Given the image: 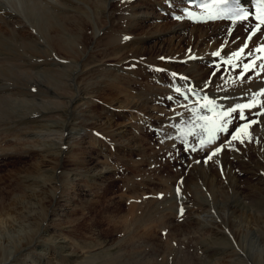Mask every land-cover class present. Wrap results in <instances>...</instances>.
Instances as JSON below:
<instances>
[{
  "label": "bare ground",
  "instance_id": "6f19581e",
  "mask_svg": "<svg viewBox=\"0 0 264 264\" xmlns=\"http://www.w3.org/2000/svg\"><path fill=\"white\" fill-rule=\"evenodd\" d=\"M185 3L186 0H0V136H2V133L8 135V132H13V138L16 141H20V143L23 142L25 147L28 148L26 151H35L41 157L38 167L35 169L39 171V175H42V180H46V173L49 174L56 167L64 168L62 166L63 163L51 167V160H49L51 159V155L55 156L56 154L57 157L64 159L65 153H71L72 155L76 152L77 148L80 150L81 146L85 144L90 145V143H95L94 145L92 144L93 147L103 148L106 147L105 144L111 140V137L112 139L115 138L117 143L122 142L123 133L129 131L128 124L125 123L124 126L118 128L116 126L118 124L112 118L104 119L100 115L95 116L88 106L94 101L93 98L101 96L100 92L106 91L107 89L111 91L109 93L112 94V97L115 96L116 101L130 105V102H126L128 100L126 96H130L131 91L122 89L120 85L123 81L129 82L128 71L125 70L124 64L127 63L126 61L131 56L128 57L126 54L135 49L140 50V54L146 56V58L142 59L150 62L148 63L149 65H144L147 70L144 73L147 76L153 73L156 74L161 82V85H158L159 89L157 91L159 93V100L163 104L168 102L166 99L170 100L169 97L175 100L174 105L171 103V110L161 109L164 114H155L152 118L158 116L156 120L148 118V122L158 128L161 136L165 140L170 139L171 135H178V138H175V142L179 141V139L183 140L189 137L187 142L190 147L197 150L198 153H202L203 151V153H206L203 156L205 158H200V156L197 157L196 155L192 157L193 161L196 159L197 161L189 169L190 171L185 177V180L181 181L186 192H184L185 194L188 193V187L193 192L195 191V194L197 192V196L199 197L196 200L197 202L188 203L187 195L183 194L178 196L175 193L174 187H169V195L165 200L167 205H174L173 210L175 211V218H178V221L181 218L178 211L182 208L185 211V220L188 221L189 225L194 227L193 223L198 224L197 226H199L200 230L196 229L195 236H197V233H201V235L199 239L197 238L199 248H195L194 254L202 262L207 264H264V114L257 115V112L264 113V95L255 97L260 103H257L254 108L244 110L245 114L255 112L256 116L259 117L257 123L251 124L246 130L242 129L241 131V135L247 134V146L241 147L238 141H232L231 145L225 143L229 140V134L233 130L231 126L235 120L234 116L233 122L228 124L227 132H216L214 142L211 145H205L204 147L200 145L201 139L207 138L208 134L200 127L205 122L200 120L199 117H213L210 111L201 107L205 103L204 97L208 95L207 99L215 102L216 110L222 111L230 107H235L237 104L253 101L254 94L258 93L261 88H264V71L260 72L257 69L258 72L253 74L252 69H250L247 74H244L243 78H239V80H243L241 89H238L241 90L239 94H243L244 92L245 97L240 99V102L237 101V103H234L231 99L223 98L226 92H228L227 90H219L222 82H228L229 84L235 82V76H231L234 73L222 72V75L217 77V74L212 72L213 74L211 75L209 72L212 69L205 63L210 57H214L211 60L216 59L217 57L215 58L216 55H213V53L217 51L220 53L218 57L225 58L226 60L233 59L231 54L236 52L245 42L247 31L244 33V30L251 23V20L245 23L228 21L229 29L214 26V23H223L224 21L209 20L207 19L208 14L204 11H200L198 17L185 13L183 12ZM116 8H118L125 22H115ZM176 13H180V19L173 18ZM171 15L173 20L170 19ZM95 20L96 23H94ZM142 22H151L152 24H150L156 27V30L154 29L155 36L168 34L170 37L168 45L165 44L160 47V51L156 55L149 49L150 46L145 44L153 36L147 33H138L143 27L141 25ZM202 22H206V24ZM225 30L231 34V36L226 34V40H223V43L225 42L227 44V48L222 47L223 43L220 44ZM239 35L241 42H238L236 39ZM125 37H128V39H125ZM88 40H90L89 43ZM185 40H189L190 45L193 44V47L191 46V52H187L186 54L182 51L184 46L181 45ZM261 42H264V36L248 41L250 48H252V45ZM87 43L89 44L88 47L86 46ZM102 44L105 47L108 45L116 48L115 52L112 53L115 55L112 60L111 58L93 59L95 51ZM219 46H221V50H224L220 51L218 49ZM169 54H173L172 56L175 57L176 54L180 55V59L185 58L183 60L184 65L182 66L179 62L174 63V59L167 57ZM148 55L152 57L148 58ZM253 55H258V53H253ZM137 56L138 52L134 53V56L132 55V57ZM246 56H243L240 60L235 59L234 62L232 61V64L237 65V67L241 66ZM159 57L165 58L160 64L157 62ZM61 60H65V62ZM256 62L257 65L264 64V59L257 60ZM153 64L161 65L163 71L165 70L166 72L157 71ZM93 68L96 69V72L92 71ZM150 68H153V73H151ZM242 70H240V73ZM173 73L176 75L174 76ZM185 75L191 79H185ZM252 75L255 77H252ZM165 76L170 77V80H166L164 78ZM204 78L205 81L202 82ZM149 82L151 83V81ZM151 84L154 83L152 82ZM206 84L209 85L208 88H201V86L203 87ZM154 85L156 86V84ZM194 85L203 94V97L199 101L194 99L190 91H188ZM177 88L187 92L189 95L188 100L178 99L176 95L178 93L176 91ZM140 90L142 91V89ZM150 90L147 93L141 92L139 96L135 95L138 100L137 102L132 101L135 106L137 105L139 107H145L146 104L147 116H150L157 108L151 104V101L155 99L152 97L154 93L153 86V93ZM118 94L122 95V98ZM178 94L180 95V93ZM113 107L115 108V106ZM176 107L181 108L179 111L181 113L175 111ZM179 109L177 108V110ZM193 109H196V111H193ZM53 111H56V113L52 114ZM83 112L85 116L87 115L89 117L90 121L95 122L93 119H97L98 122L95 123L99 126V130L103 131V134L108 137L103 138L100 133L91 135L87 130L83 133L81 128L84 123L82 121ZM133 135V139L138 142L140 137L136 134ZM172 139L174 142V138ZM1 141L2 139L0 140V149H2L0 156L14 152L10 149L6 150L7 148L4 147V149L1 148ZM221 145H224V149L212 160H207L209 153ZM98 158V155L92 157L90 159L91 162L87 164L88 169H86L84 175H82V172H77L78 174H74L69 179V183L75 187L77 185L79 186L85 179L96 182L100 180H98L100 177L106 178L107 174L111 170L113 171V169L106 168L104 167L105 165L102 166L103 164ZM100 164L102 165L100 166ZM235 165H238L240 170L253 176L255 182L251 184L249 189L242 187L243 179L236 172ZM213 168L224 173V181L223 179L220 181L216 173L214 175L211 174L213 173ZM198 172L202 176H209V182L207 183L213 186L212 188L209 185L210 191L209 193L207 192V196L205 194L206 199L204 198L207 201L208 208L200 201L199 183L201 180L198 181V177H195ZM29 177L30 175L26 176V179ZM79 180L81 181L78 182ZM25 182L29 183L30 181L25 180ZM202 190L205 191V189ZM31 195L33 196L34 194L27 196L26 194H18V197H14L16 199L15 204L12 203L14 204L13 206L8 205V210L4 211L8 218V221L4 222L9 223V225H5V229L13 232L17 231V226L18 230L22 229V226L19 227L18 223H21V218L23 220L29 218L26 212L28 208L25 210L24 208L27 206L22 207V204L17 201L29 199ZM40 197L44 200L43 196ZM74 197L72 194L64 195L60 199L62 201L65 200L64 203L60 202L59 199L55 200L54 204L56 206L53 213H51L52 220H60L65 215L68 207L69 210L73 209V206L70 207V203L74 201ZM19 198L23 199L18 200ZM35 202L38 203L37 201ZM57 216L58 218H56ZM0 221H2L1 215ZM44 226L42 227L43 229ZM201 228L203 230L205 229L206 233L207 231L209 232L207 237L203 236ZM23 230H19V234ZM51 231V227H46L43 230V234L48 235L53 240V244L66 257H64L66 261L74 256L77 258L79 254L74 253L72 244L70 245L66 238L59 237L58 235L56 237V234L54 235ZM40 239L41 237H39V241L38 239L36 240L38 242L33 241L32 248L37 250L41 256L44 255V260L47 263L50 262V264H53V257L51 258V253H49L50 249L45 247V243L47 242L46 238ZM1 246H7V244L1 242ZM172 246L171 249L173 248ZM137 247L139 246L137 245ZM132 248H135V245ZM171 254L174 255L171 260L172 264H199L197 260L196 262L192 261L182 252L178 253L175 251ZM134 255L135 253L132 256ZM161 255L163 256V254ZM167 255L169 256V254ZM11 257L1 259L0 264H5V261H12ZM74 261L72 260V262ZM23 262L24 264L28 263Z\"/></svg>",
  "mask_w": 264,
  "mask_h": 264
},
{
  "label": "rangeland",
  "instance_id": "374dc122",
  "mask_svg": "<svg viewBox=\"0 0 264 264\" xmlns=\"http://www.w3.org/2000/svg\"><path fill=\"white\" fill-rule=\"evenodd\" d=\"M117 10L118 8H116L115 22L118 21L125 22L123 21L121 13L119 12V10L118 11ZM170 19L173 20L172 16H170ZM94 23H96V20L94 21ZM150 23L151 22H145V23L142 22L141 23V25H143V27L141 28L142 30L140 29L141 31L139 30L138 33H143V34L147 33L153 36L152 38L148 39L147 43L145 44L150 46L149 49L154 53V55H156L160 51L159 50L160 47L164 46L165 44L168 45L170 37L168 34L167 35L162 34V36H157V35L155 36L154 33L156 27H154L153 25H151L152 23L151 24ZM202 23L206 24V22H202ZM214 26H221L223 28L229 29L228 27L229 25L226 22L214 23ZM248 28L247 27L245 28L244 33H246ZM226 34H228V36H231V34L228 33L227 30H225V32H223V36L221 38L220 44L223 43V40L224 41L226 40V36H225ZM239 37L240 35L236 39L238 42H241ZM89 41L90 40H88V43ZM88 43L86 44L87 47L89 45ZM181 45L184 46L182 48V51L185 52V54L187 52L188 53L191 52L192 50L191 46L193 47V44L190 45L189 40H185L184 43ZM222 47L227 48V44L224 42ZM253 48L254 46H252V49ZM218 49L220 51L224 50V49L221 50V46H219ZM115 50H116L115 47H111L108 45H106L105 47L102 44V46L95 51L93 55V59L98 60L102 58L103 59L111 58L112 60L115 57V55L112 54L115 52ZM137 52H138V56L132 57V55L134 56V53ZM177 54L176 57L172 56L173 54H169L167 55V57H169L170 59H174V63L179 62L183 66L184 65L183 60L185 58L180 59V55ZM126 55L128 57L131 56L129 60L126 61L127 63L124 64L125 70L129 72V73L127 72V74L129 75L128 76L129 82L123 81L120 87L129 92L131 91L130 96H126L125 94L127 93L124 94L126 97H128V100L126 102L128 103L130 102L129 103L130 105L128 104L126 105L122 102L116 101L115 96L112 97L111 96L112 94L109 93L111 91L107 89L106 90L107 92L106 91L100 92L101 96L99 97L95 96L96 98H93L94 101L88 106L89 109L92 110L93 115L95 116L100 115L102 118L104 117V119L112 118L116 122V124H118L116 125L118 126V128H120V126L121 127L124 126L125 123L128 124L129 131L123 133L122 142L117 143L115 138L112 139V137L110 136L111 140L109 139L110 141H108L105 144L106 147L103 148L101 147L99 148L97 146L93 147L92 144L94 145L95 143L92 144L90 143V145L85 144L81 146L80 150L79 148H77L76 152L72 155L71 153L69 154L65 153L64 159H62L61 157H57L56 154L55 156L51 155L50 156L51 159L49 160H51V164L53 165L50 164V166L53 167L56 164L61 165L60 163H63L62 166L64 168L56 167L54 169L56 172L53 170L52 172H50L51 174L46 173V175L48 174L47 175L48 178L45 175V179L49 181L48 183V181L42 180V175L41 174L39 175L38 174L39 171L35 169L38 167L41 157L38 154H36L35 151L32 152L26 151L28 148L25 147L24 143L23 142L20 143V141H16L13 138L14 136L13 132H8L7 133L8 135H5V133L1 134L2 136H0V140L2 139L1 142L3 143V145L1 143V148L4 147L7 148L6 150L10 149L14 151L13 153L0 156V215L2 220L0 221V238H1L0 260L12 256L11 257L12 261L10 262H6V261L4 262L2 260L5 264H13V262L14 264H24L23 261L28 262L29 264H50V262L47 263L44 260V255L41 256L40 254H38L37 250H34L32 248L34 242L39 241V237H41V239L46 238L47 242L45 243V247L50 249L49 253H51L50 254L51 258L53 257L52 258L53 264L54 263L55 264H156V263L172 264L171 260L173 259L174 255L171 253L175 251L178 253L182 252L192 261L196 262L197 260L199 264H207L205 262H202L198 258V256L194 254L195 248H199L197 238L199 239V236L201 235V233H197L196 234L197 236H195L196 229L200 230L199 226H197L198 224L193 223L194 227H191V225H189L188 221L185 220L184 209H183V213H181V211L180 212L178 211L181 218H183V219L179 218L178 221L177 220L178 218L177 219L175 218L176 215H175V211L173 210L174 205L168 204L171 207L170 208L165 202V200L169 195L168 193L170 191L169 187L171 188L174 187L175 193H177V188L179 187L180 191L179 194H177L178 196H181L186 193L185 189L181 184V181L185 180V177L188 175L190 171L189 169H191L194 162L197 161V159L193 161L192 157H195L196 155L197 157L200 156V158L201 157L205 158L203 156H205L206 153H203L204 151L202 153H198L197 150H194L192 147H190L189 143L187 142L189 137L183 140L179 139V141L175 142V138L176 137L178 138V135H171L170 139L172 140V142H173L172 138H174L173 143L171 142L170 139L165 140L161 136L158 128L152 125L150 122H148L149 120L148 118H150L151 120L152 119L156 120L158 116L156 118H152L155 114L158 115L164 114L161 109L171 110L172 109L171 103L174 105L175 100L166 99L168 101V102L166 101L167 102L166 104L165 103L163 104V102L159 100L158 97L159 93L157 91L159 89V86L161 85V82L158 76L153 73V68H150V71L153 74L147 76L144 73L147 71L144 65L145 64L149 65L148 63L150 62H147L142 59V58H146V56L141 55L140 50H136V49L132 50L128 52ZM147 57L149 58L152 56L148 55ZM211 58L214 57H210V59L205 61L206 65L212 69V71L209 72L211 75L214 73L217 74V77H219L222 75V72L234 73L231 76H235L236 79L234 83H230V84L228 82L221 83L222 85L221 87H219V90L225 89L228 91L226 92V95L227 94L228 95L223 96V98L225 97L231 99L232 102L234 103H237V101L240 102L241 101L240 99H243L245 97L244 92L243 94H239L241 93V90H238L241 87L242 85L241 83L243 81V80H239L240 70L243 69L241 67H243V64L248 62L250 58L247 56L245 58V61L243 60L242 65L238 66L237 68H236L237 65L236 66L232 64L230 65L226 62L227 60H225L224 58L221 59V57L218 56H215L216 59H213L214 61L217 60L218 63L213 64L212 63L213 60H211ZM220 59L221 62L219 63ZM162 60L164 59H160L159 57V60L157 62L160 64ZM61 61L65 62V60H61ZM232 61L234 62L235 58H233ZM153 65L156 70L162 69L161 65H157V64H153ZM220 65L223 68H221ZM257 69L260 70V72L264 71L261 68L256 67L254 70L253 69L251 70L252 73L254 74L258 72ZM92 71L96 72V69L93 68ZM134 71L137 74H132L135 73ZM164 71L162 72L165 73L166 71L165 72ZM253 76L254 75H252V77ZM167 77L168 76H165L164 78L166 80H170V77H168V79ZM187 78L191 79L190 77ZM149 81H151V83L153 82L154 84H156V86L154 84H151ZM204 81L205 78L202 79V82ZM123 83L124 84L127 83L130 85L127 84L124 85ZM152 86L154 93L152 90ZM208 86L209 85L206 84L203 87L201 86V88L205 89L208 88ZM140 89H142V91ZM148 89L150 90V92L153 93L152 97L155 98L154 100H156V101L152 100L151 104L157 107L156 111H153L150 116L146 115V110H147L146 104L145 107H141V106L139 107L137 105L135 106L133 103L135 101L137 102L138 100L137 96H139L141 92L142 93L149 92ZM232 93L234 94L232 95ZM118 95L122 98V95L120 94ZM176 95L178 99L180 100L181 98L184 99V97L180 96L178 93ZM134 98L137 99L135 100ZM180 104H182V102H180ZM113 106H115V108ZM177 108L179 109V107H176L175 108L176 110L175 109L174 110L178 113H181L179 112L181 108L179 110H177ZM55 113L56 111L52 112V114ZM248 116L252 118L255 117L256 114L255 112H253L248 114ZM93 120L95 122H98L97 119L96 120L93 119ZM82 121H84V123L82 124V126L81 125L80 126L82 128L83 133H85L87 130L90 132L91 135L100 133L103 138L108 137L107 135L103 134V131L99 130V126H97L95 122H93L92 120L90 121L87 115L85 116V113L82 116ZM238 122L239 119L235 118L231 126V129H234L232 127L237 126ZM133 134H136L137 136L140 137V139H138V142L133 139L134 138ZM242 137L244 138V143L241 144L238 141L239 144L241 145V147L247 146L248 145L247 134H243ZM229 140H231V137L229 138ZM1 150L2 149H0V151ZM95 154L99 156L98 159L103 164V165L100 164V166L105 165L104 167L113 169V171L111 170V172L107 174L106 178H101V177L98 178V180L100 179L99 181L91 182L89 179H85L80 183L79 186L77 185L74 187L73 184L69 183L70 182L69 179L72 178L74 174H78L79 172H82V175H84L86 169H88L87 164L91 162L90 159L92 157L96 156ZM235 168H236V172L239 173L241 175V178L243 179L242 187H244L245 189L246 188L249 189L251 184L255 182L253 180V176L249 175L247 172L240 170V168H238V165H235ZM215 173L217 177H219L220 181H222V179L224 181L225 178L224 173H221L220 171H217L216 168H213V173L211 174L214 175ZM28 175H30V177L26 179V176ZM77 177H79V175H77ZM195 177L196 178L198 177L197 178L198 181L201 180L199 183L200 190L198 189L200 192L199 195H201L200 201H202L203 204L207 206V201H205L206 199L205 194L207 196L210 191L209 185L210 187L213 188L212 184L207 183L209 182V178H208L209 176L207 177L202 176L198 172ZM25 180H29L32 184L30 182L29 183L25 182ZM44 181L46 182L45 184L46 186L44 185L45 183ZM80 181L81 180H79L78 182ZM201 183L203 184L200 185ZM27 184H29L28 187ZM248 184L249 186H247ZM244 185L247 187H245ZM166 187H168L167 188L168 190L166 189ZM201 187H203L202 189H205V191L202 190ZM187 190L188 193L185 195H187L188 203L191 204L194 201L197 202L196 200L199 199V197L197 196L198 195L197 192L195 194V191L193 192V190L192 189L190 190L189 187L187 188ZM165 192H167V194H165ZM18 194H24V195L26 194V196L30 194H34L33 196L31 195L29 199L19 198L18 200L20 199L23 200L17 201L22 204V207L27 206L24 209L26 210L28 208L26 212L29 215V218H26L25 220H23L20 217L21 223H18V225L19 227L22 226L21 228L24 229L22 232H20V234L18 231L22 229L18 230V226L16 227L17 231L15 232L8 231L7 229H5V225L6 224L9 225V223H5L8 221V218L4 213L5 210H8L9 206H13L15 204L16 199L14 197L15 196L18 197ZM38 194L40 196H43L44 200ZM67 194L69 195L72 194L73 197L75 196L74 201L73 202L71 201L70 203V207L73 206V209L69 210L68 207L67 211L65 209L66 211L65 215L60 220L59 219L57 221L56 219L52 220L53 217L51 216V213H53L56 206L54 204L55 200L59 199L60 202L64 203L65 200L62 201L60 199H62V197ZM162 199L163 201H161ZM38 200L41 201L39 202ZM42 200L44 202L46 201V203H44ZM27 201H29L30 203L29 202L26 203ZM35 201H37L38 203H36ZM162 204L165 206H163ZM57 205L59 206L58 203ZM160 210H162L163 212L162 211L160 212ZM164 210H166L167 212ZM47 214L49 217L47 216ZM42 217L43 218L46 217V218L43 219ZM47 218L48 219L50 218V220H48ZM56 218H58V216ZM43 226L44 229L46 227L49 228L51 227L52 229L51 233H53L54 235L56 234L55 235L56 237L58 235L59 237L66 238V240L69 241L70 245L72 244V250L75 251L74 253L79 254L77 258L76 256H74L75 259H73L74 257H71L70 259L67 260L69 262H67L65 259L66 257L62 255L60 253L61 251L56 248L55 244H53L52 242L53 240L50 239L48 235L43 234V230H44L42 228ZM201 230L203 231V232L201 231L203 233V236L207 237L209 232L207 231L206 233L205 232L206 230L205 229L203 230L202 228ZM174 231L176 232L174 233ZM37 239L38 241H36ZM185 241H187V243H185ZM1 242H4L5 244H7V246H1ZM182 242L184 243L182 244ZM133 244L135 245V248H132V246H134ZM137 245L139 247H137ZM168 245H170L169 248H167ZM171 246L174 248V250H172L173 248L171 249ZM31 249H33L34 252ZM167 250H169L170 252ZM23 252L25 253V255H23L24 254ZM134 253L135 255L132 256ZM12 254L13 255L15 254L14 257ZM161 254H163V256ZM167 254H169V256ZM193 257L194 259H192ZM72 260L75 261L72 262ZM189 264H193V263H189Z\"/></svg>",
  "mask_w": 264,
  "mask_h": 264
},
{
  "label": "snow or ice",
  "instance_id": "6c2138e0",
  "mask_svg": "<svg viewBox=\"0 0 264 264\" xmlns=\"http://www.w3.org/2000/svg\"><path fill=\"white\" fill-rule=\"evenodd\" d=\"M216 2L223 7L220 11L215 15H208L207 19L209 20H216L223 16L229 17L234 22L245 23L248 22L250 19V15L248 11H245L240 6V0H216ZM258 4L264 7V0H256ZM180 19V17H177ZM255 20L257 23H254L253 26L248 30V35L246 37L245 42L242 46L236 51L233 52L231 55L236 60H240L243 56L247 55L248 57H252L253 53H264V44L258 45L255 49L250 48L247 41L253 40L254 38H260V36H264V13L255 16ZM128 39V37H125ZM247 49V51H245ZM213 55L219 56V51L213 53ZM160 59H165L161 57ZM264 59V56H256L255 59H250L248 62L243 64V70L240 73V77L243 78L244 74L248 72L250 69H255L256 67H260L264 70V64L257 65V60ZM228 64H232V59H228L226 61ZM157 71H163V69H157ZM175 76L176 74L173 73ZM259 75V73H258ZM187 79V78H185ZM176 91L179 93L180 89L177 88ZM188 91H193V89L189 88ZM264 95V88H261L260 91L254 94L253 101L244 104H237L235 107H230L222 111H217L215 102L209 101L207 97H204L205 103L201 105V107L208 108L209 105H212L211 111L213 112V117L209 116H200L199 119L204 121L205 123L201 124L200 127L207 132V138L201 139L200 145L204 147L205 145H211L214 142L216 132H227L228 131V124L233 122V116L235 114V118L240 120H246L247 117L245 116L244 110L245 109H252L255 107L257 103H260L258 99L255 97ZM171 99V97H169ZM196 111V109H193ZM264 114L262 112H257V115ZM257 123V121L250 120L245 124L240 125L236 128V131L231 133V140L226 141L225 143L228 145L232 144V141H239L241 144L244 143V138L241 135L242 129H247L251 124ZM178 127V125H177ZM224 149V145L220 147H216L212 150L209 155L207 156V160H212L217 154H219ZM179 187L177 188V194H179ZM181 213H183V209L181 208Z\"/></svg>",
  "mask_w": 264,
  "mask_h": 264
}]
</instances>
